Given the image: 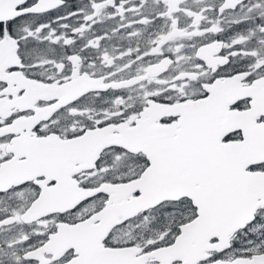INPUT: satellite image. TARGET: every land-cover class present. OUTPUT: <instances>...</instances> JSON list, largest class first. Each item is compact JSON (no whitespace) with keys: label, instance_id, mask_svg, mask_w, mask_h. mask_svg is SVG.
Segmentation results:
<instances>
[{"label":"snow or ice","instance_id":"obj_1","mask_svg":"<svg viewBox=\"0 0 264 264\" xmlns=\"http://www.w3.org/2000/svg\"><path fill=\"white\" fill-rule=\"evenodd\" d=\"M0 264H264V0H0Z\"/></svg>","mask_w":264,"mask_h":264}]
</instances>
